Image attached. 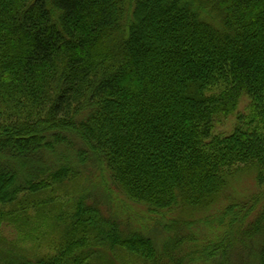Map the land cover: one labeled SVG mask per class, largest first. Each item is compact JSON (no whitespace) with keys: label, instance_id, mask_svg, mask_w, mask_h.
I'll use <instances>...</instances> for the list:
<instances>
[{"label":"trees","instance_id":"trees-1","mask_svg":"<svg viewBox=\"0 0 264 264\" xmlns=\"http://www.w3.org/2000/svg\"><path fill=\"white\" fill-rule=\"evenodd\" d=\"M244 170L257 191L231 198ZM8 225L4 264H264V0H0Z\"/></svg>","mask_w":264,"mask_h":264},{"label":"rangeland","instance_id":"rangeland-1","mask_svg":"<svg viewBox=\"0 0 264 264\" xmlns=\"http://www.w3.org/2000/svg\"><path fill=\"white\" fill-rule=\"evenodd\" d=\"M248 101L249 100L246 96H242L238 102V106L235 112L227 116L218 117L214 124V132L215 133L216 132H220V133L230 132L236 123L237 114L238 113L243 114L244 112H246ZM94 176L95 175H92L93 178ZM102 177L103 175L99 171L96 172V178H95L96 182L94 183V181L91 179V184H97V183L101 184L103 180ZM231 186H232V189L229 190V194L231 195V198L247 197L249 196V194L247 193H254L257 191V186L254 181L253 172H251L250 170H244L243 172L239 173L231 181ZM96 191L98 192L96 193L97 198H98V199L96 198V200L102 207V212L105 216L108 217L111 214V216H113L115 220L121 223L123 222L124 224H127V225L138 226L140 225L138 222H140L141 225L144 223V225L152 231L151 232L152 235H154L157 239H159L160 237H162V235L165 234L164 228L161 230L159 229L156 230V228H154V226H157L156 223L153 222L155 218L151 219V217L148 216L144 210L142 211L140 207L131 205L129 203L122 204V208L121 207L120 208L123 210V213L121 215L119 212L117 213V208H115L116 207L115 205L119 206L118 202H120L119 201L121 198L120 195H117L116 193H114V195L109 197L108 193L106 192V196L100 197L103 195V193L105 194V191H103V188L101 186H98L96 188ZM111 200H113L114 203L108 202ZM167 219H164V222L165 221L167 222ZM24 223H26V221ZM0 233H1V236H3V238L5 239L6 245H8L10 241H13V240L18 241L19 239V234L13 226L8 225L6 227H3V229H0ZM0 264H4L2 263L1 259H0Z\"/></svg>","mask_w":264,"mask_h":264}]
</instances>
